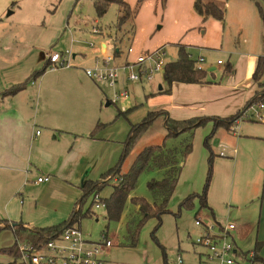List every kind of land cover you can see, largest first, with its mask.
<instances>
[{"label": "rangeland", "instance_id": "obj_1", "mask_svg": "<svg viewBox=\"0 0 264 264\" xmlns=\"http://www.w3.org/2000/svg\"><path fill=\"white\" fill-rule=\"evenodd\" d=\"M4 1L0 0V6ZM125 1L130 4L133 16L118 29L116 23L121 11L115 1L109 4L106 13L99 16L93 0H9L10 7L0 15V79L13 85L26 84L28 79V84L37 82L46 71L55 73L62 70L45 67L48 63L46 58L40 59V51L65 52L71 49L61 48L62 45L80 46L82 52L79 56L87 60L79 63L78 59L72 58L69 64L76 75L77 98L87 103L97 120L89 136L93 137L101 130L107 133L110 129L115 130L116 137H106L122 145L117 162L131 122H141L149 111L156 110L155 114L159 115L129 151L123 163L124 171L129 169L135 156L151 144H161L166 139L167 147L182 150L188 142L192 143V152L182 161L178 184L170 200L171 212L162 216L159 226L157 219H148L133 242L129 237V227L138 225L142 214L131 200L126 202L119 220H109L106 208H96V203L92 205L96 215L81 219L84 237L99 241L105 232L112 240L113 245L104 251V264H172L177 261L179 252L187 264H200L207 250L194 244L206 230L205 226L195 223L199 214L205 221L215 217L223 225L228 222L240 227L246 225L247 231L243 236L234 232L240 248L234 254L235 260L237 264H257L251 261V251L258 238L264 204V199L260 198L264 191V119L258 117V111L264 116V108H260V103H249L261 90L252 74L258 57L264 54V0H204L217 3L224 11L223 19L212 15L204 19L196 10V0ZM96 24L104 35L93 31ZM102 40L107 43L109 54L120 51V56L110 63L112 67L122 66L127 61L134 62L138 55L159 48L165 49L166 62H172L178 57L179 47L183 46L202 68L215 67L208 72L213 83L205 92L186 94L184 100V95L173 89L171 96H165L170 93H158L160 89L168 88L164 70L155 72L151 79L128 81L125 79L129 72L120 68L116 87L105 82H101L100 87L94 84L109 98L94 105L96 89L90 84L92 80L85 69L103 67ZM129 47L133 49L130 53ZM200 57L205 61H199ZM53 75H48L45 82L51 81ZM261 80L264 82V74ZM126 89L128 98L106 105L115 93ZM17 97L23 96L20 93ZM183 102L200 106H180ZM131 107L133 109L127 117L119 113ZM40 108L41 112L50 109L48 106ZM161 108L174 119L217 115L216 120H227L238 111L243 112V116L231 125V129L223 124L216 126V120L212 119L191 133L183 132L166 138L168 129L164 114L159 112ZM99 114L104 115L107 121L99 119ZM108 115L112 116L110 120ZM106 169L93 179L101 178ZM164 173V169L143 172L130 197L142 196L152 200L148 183L153 178H162ZM113 180L101 191L102 197L111 193ZM205 189L208 207L201 208L199 195ZM191 194H194L192 204L181 206L183 199ZM47 198L38 201L40 204L45 201L50 212H31L29 218L44 215L34 224L46 226L68 221L69 216L53 220L57 214V203L53 198ZM91 199L89 197L85 201L83 210L91 207ZM5 203L0 199V218H5L2 213ZM216 230L218 228L214 226L213 231ZM11 238L9 232L1 231L0 248L11 246L15 242V238ZM262 249L264 257V245ZM10 260L8 255H3L0 262Z\"/></svg>", "mask_w": 264, "mask_h": 264}, {"label": "crops", "instance_id": "obj_2", "mask_svg": "<svg viewBox=\"0 0 264 264\" xmlns=\"http://www.w3.org/2000/svg\"><path fill=\"white\" fill-rule=\"evenodd\" d=\"M8 1L5 0L1 4L0 15L10 7ZM101 34L104 35L103 32ZM65 47L72 50V58L78 59L79 63L87 60L79 56L82 52L80 46L73 44L61 46V48ZM101 48L103 54H109L107 43L103 40ZM49 52L40 51V59L46 58L48 62ZM73 70L70 66L55 73L46 71L37 82L27 83L14 95H2V93L20 83L13 85L11 82L3 83L0 79V199L6 201L2 212L5 218L0 219L8 220L11 225L22 223L26 228L45 227V225L34 224L44 215L32 218H29V215L37 210L42 213L50 212L45 201L41 204L38 201L39 199L46 200L47 197L53 198L57 203L55 205L57 214L53 220L58 221L64 216L70 217L71 213L78 210L81 204L83 193L81 187L84 182L98 177L107 167H112L121 153V143L113 142V138L106 137L107 135L116 137L115 130L110 129L108 133L101 130L95 136H89L97 120L93 112L89 110L87 103L77 98L78 94L74 86L76 75L73 74ZM52 74H54L53 79L45 82L47 76ZM80 74L85 77L83 73ZM91 80L94 82H88L94 87L101 84L92 78ZM105 83L110 86L107 82ZM211 83H213L211 80L204 83L174 82L171 90L180 91L185 100L186 94L205 92ZM95 89L94 105L102 102L104 98L109 99L102 89L96 87ZM20 93L23 97H17ZM171 94L172 92L165 96H171ZM111 102L113 103V99L108 100L106 105ZM179 105L200 106L189 102ZM41 106H48L50 109L41 112ZM164 110L169 114L166 109ZM99 117L107 121L104 115L99 114ZM107 117L110 120L112 116ZM37 131L40 133L37 134ZM43 176H48L49 180L37 183V179ZM107 179L109 180L110 176ZM113 181L116 182L117 178ZM262 202L264 203V200ZM214 219L218 221L215 217ZM1 223L5 225V222ZM58 223L60 221L50 225ZM78 225L80 227V224ZM4 231L12 235L11 239L15 238L10 230ZM245 231H247L246 225L240 227L237 224L233 231L235 244L239 250L234 232L238 236H243ZM256 240H264V204ZM2 258L3 254L0 260ZM8 258L13 260L9 255ZM103 258L105 259V254Z\"/></svg>", "mask_w": 264, "mask_h": 264}, {"label": "trees", "instance_id": "obj_3", "mask_svg": "<svg viewBox=\"0 0 264 264\" xmlns=\"http://www.w3.org/2000/svg\"><path fill=\"white\" fill-rule=\"evenodd\" d=\"M117 2L120 6L121 15L118 18L116 27L122 28L125 23L133 16V11L129 3L125 0H93L95 9L99 16L106 13L107 8L111 2ZM144 0H139L142 3ZM259 5V4H258ZM196 10L205 18L209 15L215 16L218 19L224 18V11L213 1L196 0ZM260 7V5H259ZM115 56L120 55L119 50H115ZM48 63V62H47ZM46 63V64H47ZM48 65H45L47 67ZM45 71L42 70L41 73ZM208 70L199 68L197 60H195L191 53L183 46L179 47L178 57L175 61L166 62L164 67V79L168 84V88L165 90L160 89L158 93H169L171 91L172 84L174 82L183 83H204L209 82ZM264 74V54L258 58L257 66L253 74V79L259 83L261 91L254 96L249 105L253 103L264 104V82L261 80ZM28 82L30 79L27 80ZM27 82V83H28ZM26 83V84H27ZM25 83H20L9 90L2 93V95H9L18 92L22 89ZM248 106V105H247ZM133 108L127 110H121L119 113L127 117V113ZM160 114L165 116V125L168 129L166 138L177 136L183 132L191 133L194 129L203 126L208 120H216L218 116H199L191 119H174L164 110L160 109ZM156 110L149 111V113L142 119L141 122L130 124V130L128 137L124 143V149L120 160L112 167H110L102 176L97 180L88 179L82 185V197L80 200V206L78 210H74L68 221L60 222L58 224L45 226V227H30L26 228L22 223L10 224L8 220L0 219V232L3 230H10L14 237L15 242L11 246L1 247L0 254L9 255L13 260L8 262H0V264H25L20 260L19 242L28 241L34 245L36 243L47 241L49 238L58 236L66 228L74 226L76 223L80 224L81 219L84 216L96 215L92 211V205L97 201L104 202L107 210V218L109 220H119L122 216L125 204L128 200H131L138 206V210L142 214V219L138 225L129 227V237L134 242L137 238L139 231L144 223L150 218H155L158 221V226L162 222V216L166 213H170V200L175 192L178 184L180 172L182 170V161L192 152V143L188 142L184 149L178 150L177 148H170L166 146V139L161 144H151L143 150H141L134 158L132 164L127 171L122 169L123 163L129 153V151L135 146L138 138L146 132L149 126L154 123L158 114H155ZM243 116V112L239 111L235 115L229 117L227 120H216V126L225 125L227 129H231V125L240 117ZM155 169H164V176L160 179L153 178L148 183V188L152 195V200H149L142 196H132L130 193L135 189L138 178L143 172L154 171ZM211 171V169H210ZM110 176V179L107 178ZM117 178V181L112 185L111 193L107 197L101 196V191L110 184V180ZM210 178V177H209ZM207 189L199 195L201 200V208L208 207L206 200ZM89 197L91 199V207L87 210H83V205L87 202ZM97 197L99 199H97ZM194 194L187 196L181 202V206H188L192 204ZM260 198L264 199V191ZM86 201V202H85ZM1 222H5L2 225ZM23 238V239H22ZM155 238V236H154ZM264 245V240H256L255 246L251 251V261L257 264H264V257L261 255V249Z\"/></svg>", "mask_w": 264, "mask_h": 264}, {"label": "built area", "instance_id": "obj_4", "mask_svg": "<svg viewBox=\"0 0 264 264\" xmlns=\"http://www.w3.org/2000/svg\"><path fill=\"white\" fill-rule=\"evenodd\" d=\"M93 31L102 33L101 28L96 24L93 26ZM106 47V46H105ZM132 47H129L128 53L132 52ZM165 49L159 48L152 52L143 53L137 56L134 62L127 61L122 66H109L115 55L103 54V67L97 69H85L86 74L98 82H107L111 87H116L119 80V69L129 72L126 79L128 81H142L151 79L155 72L164 70L166 65ZM48 67L51 70L67 68L72 66L69 62L72 59L70 51L65 52H49ZM97 60L99 57L96 58ZM199 61H205L203 57ZM218 63H221L219 60ZM198 65V63H197ZM199 68H202L198 65ZM128 90H124L114 94L113 102L116 103L119 99L128 98ZM260 108H264V104H260ZM258 117L264 119V116L258 111ZM239 119L236 120V122ZM40 131H37L39 134ZM48 176L39 177L38 182H46ZM97 199H99L97 197ZM96 208L105 207L104 202L97 201ZM79 208V206H78ZM195 223L205 226L206 230L200 237L196 238L195 246H203L207 252L204 255V260L200 264H237L234 254L239 250L235 244L233 231L236 229L234 222H228L223 225L215 219L205 221L200 214L196 216ZM214 226L218 230L213 231ZM113 242L106 233L99 241H92L83 236L81 228L78 224L66 228L58 236L49 238L47 241L36 243L19 242L20 260L25 264H104V251L111 247ZM172 264H187L184 261L181 252L177 255V261Z\"/></svg>", "mask_w": 264, "mask_h": 264}, {"label": "water", "instance_id": "obj_5", "mask_svg": "<svg viewBox=\"0 0 264 264\" xmlns=\"http://www.w3.org/2000/svg\"><path fill=\"white\" fill-rule=\"evenodd\" d=\"M214 69H215V67L212 66V67H210V68L208 69V71H213Z\"/></svg>", "mask_w": 264, "mask_h": 264}]
</instances>
